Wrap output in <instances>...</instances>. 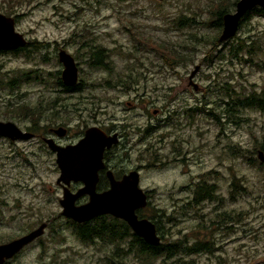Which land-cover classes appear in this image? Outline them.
Segmentation results:
<instances>
[{
	"label": "rangeland",
	"instance_id": "1",
	"mask_svg": "<svg viewBox=\"0 0 264 264\" xmlns=\"http://www.w3.org/2000/svg\"><path fill=\"white\" fill-rule=\"evenodd\" d=\"M217 1L0 0V14L14 19L15 30L31 46L40 45L21 54H0V80L29 76L14 90L0 89V121L29 133L37 124L40 135L49 128L69 127L72 139L95 123L123 130L127 138L113 161L125 170L141 168L139 186L151 192L144 214L159 217L154 221L159 220L168 242L186 238L189 244L197 239L213 245L214 252L185 261L264 264V166L256 157L260 149L253 146L254 138L264 142V112L244 110L237 124L225 113L226 89L240 95L264 90V18L250 16L232 39L217 41L210 51L216 31L203 24L212 19L210 11ZM182 16L197 24L179 28L176 21ZM88 31L94 45L107 51L112 71L86 63L87 50L79 37L88 38ZM150 40L176 49L190 61L173 69L166 66L144 48L150 47ZM241 40L258 46L253 63L246 53L242 61L230 55ZM62 49L78 66L79 91L66 93L54 82L62 71L57 58ZM118 75L135 81L125 88L115 83ZM23 104L39 108L37 123L2 116L9 105ZM214 114L220 118L214 119ZM149 124L148 136L138 130ZM58 177L54 155L38 140L0 138V244L47 225L44 234L9 264H107L114 246L99 240L82 243L61 216ZM235 179L244 191L230 200ZM198 182L214 185L216 199L186 206ZM222 210H236L239 222L213 233L200 228L202 220ZM120 245L124 250L126 244ZM172 261L160 257L153 264ZM127 262L143 264L135 255Z\"/></svg>",
	"mask_w": 264,
	"mask_h": 264
},
{
	"label": "water",
	"instance_id": "2",
	"mask_svg": "<svg viewBox=\"0 0 264 264\" xmlns=\"http://www.w3.org/2000/svg\"><path fill=\"white\" fill-rule=\"evenodd\" d=\"M162 2L164 0H156ZM260 8L264 12V0H238L235 10L226 13L222 17V29L218 37V43H225L232 39L238 30L241 19L254 8ZM28 45L24 36L15 30V21L11 17L0 14V51H14ZM58 62L62 65L60 80L65 87H74L78 82V67L74 58L65 50L57 54ZM192 72L190 80L194 73ZM197 89L196 85H193ZM58 137L65 135L62 127L54 130ZM0 138L9 141H28L33 134L22 131L13 122L0 121ZM49 149L56 154V165L59 177L56 184L62 188V198L59 200L61 216L74 223H86L99 216H111L125 222L132 232L145 243L152 247L160 245L155 225L147 219H138L136 211L147 205V195L139 186L140 174L131 171L123 176L120 181L114 180L111 173H107L110 179V187L101 193L96 192L98 171L103 169V152L116 143V135L106 136L97 128H89L82 139L73 146H57L52 139L44 140ZM257 160L264 166V152L259 150ZM71 182H81L83 187L76 192H71L68 187ZM88 196V201L76 205L82 196ZM46 223H42L31 232L0 245V264L12 259L22 249L40 238L46 229Z\"/></svg>",
	"mask_w": 264,
	"mask_h": 264
},
{
	"label": "trees",
	"instance_id": "3",
	"mask_svg": "<svg viewBox=\"0 0 264 264\" xmlns=\"http://www.w3.org/2000/svg\"><path fill=\"white\" fill-rule=\"evenodd\" d=\"M237 1L238 0H218L214 7V11H210L212 19H210L208 24H203L211 29H215L216 31V33L210 38V51L217 46V38L219 37L221 32L223 15L226 13L234 12L235 4ZM253 15L264 18L263 10L256 7L251 12L244 15L239 23V27L244 21H246V19ZM176 23L178 24L179 28H181L183 24H185L187 27L197 24L194 18H184L183 16L178 19ZM133 33L134 32L130 31V35L134 39L135 35ZM85 34L87 35L86 37L89 36L88 38L90 39L84 38L83 35L79 38L82 39L80 45L87 50L86 52L88 56L86 63H88L92 68L112 71L113 66L107 51L100 46L94 45V39L92 38V35L89 33V31ZM147 44L150 47H146L143 45L144 48L152 51L166 66L172 69L179 65H185L190 61L187 56L178 53L174 48L164 46L163 44L154 42L153 40H150V42ZM32 46L35 47L40 45L32 44ZM257 48L258 46L254 43H251L250 46H246L245 41L241 40L238 42V44L232 46L229 52L232 57L239 58L241 61L243 60L242 58H240L241 54L246 53L249 56V62L253 63V58L257 56ZM25 51H27V48L20 49L14 52V54L23 53ZM59 76L60 73L57 72L55 74L54 82L58 87L61 88L64 87V85L62 84ZM19 77L20 78L14 77L8 80L7 83L3 82V80H0V89H3V87H9L10 90H14L18 87L20 81H24V79L28 81L29 79V76L27 74ZM37 78L38 76H36L35 80ZM114 81L116 84H120L126 88L130 85L129 83L132 84L135 79L125 80L123 76L118 75V77ZM111 83L112 82L108 80L106 85H110ZM81 87L82 83H78L74 87H65V92L72 93L74 91H79ZM225 93L226 97H228V101L225 104L227 108L225 110V113H228L230 115L234 124H237L240 121V114L244 112V110L255 109L264 112V90L260 92L255 91L248 95H240L233 90L229 91L226 89ZM10 107L11 109H8V112L3 113L2 116L9 118H17L20 116L23 119H30L34 123H37V121H39L40 119L38 118V113L41 114L39 108H31L24 104L16 106L9 105L7 108ZM35 127H37V124H33V128L31 130L32 133L36 132L37 129ZM253 146L256 149H260L264 152V142H258L257 139L254 138ZM260 165L263 167L262 164ZM160 166H164V163H160ZM201 183L203 184L198 186L196 185V189L194 190V201L191 203H187L186 206H195L198 205L196 203H202L204 201H214L216 199V196L214 195L215 186L213 185V187L212 185L205 182ZM230 188L232 189L229 194L230 200H234L237 194H240L244 191V188L240 186L238 180L236 179L231 183ZM145 211L146 210H144V212ZM240 215L241 214L236 213V210H222L221 212L216 211L213 212L210 217H204L205 219L202 220V225H200V228L202 230L209 229V231H211L212 233L219 230H227V225L229 226L234 222H239L238 218ZM59 217L61 216L59 215ZM144 217L152 220V222L156 226V231L161 234V236L164 235L161 229V225L159 224V220H157V222L154 221V219H159L158 216L155 217L154 215H144ZM66 221L68 222L70 227L74 229L78 239L82 243H93L94 241L99 240L103 237H106V240L109 243L117 240L124 241V239L128 240L129 238L133 240L132 245H130V247L128 248V252L118 249V247L114 248L113 251H109L107 264H129L127 262V257L129 255H135L139 260H142L143 264H153L156 259L160 257H163L165 262L174 260V262L172 261L170 264H195L193 260L185 261L184 259L190 258L195 254L214 252L211 242L207 240L196 239L192 244H189L186 238H184V240H174L171 242H166L165 240V243L160 244L157 247H151L144 243L143 240L138 238L137 236L133 237L131 235L130 228L123 221L111 216H103L101 218H97L90 224L87 223L79 225L69 219H66ZM229 228L232 227L230 226Z\"/></svg>",
	"mask_w": 264,
	"mask_h": 264
},
{
	"label": "flooded vegetation",
	"instance_id": "4",
	"mask_svg": "<svg viewBox=\"0 0 264 264\" xmlns=\"http://www.w3.org/2000/svg\"><path fill=\"white\" fill-rule=\"evenodd\" d=\"M30 43H28V45L26 46V47H24V48H27L28 49V47H30ZM24 48H20V49H24ZM20 49H17V50H14V51H0V52H2V53H0V54H3L4 52L6 53V52H9V53H12V54H14V52H16V51H18V50H20ZM19 54H21V53H19ZM78 67V66H77ZM78 73H79V70H78ZM63 88V91L65 92V86L64 87H62ZM139 101H141V100H139ZM157 110H155L154 111V115H156L157 114ZM225 114V113H224ZM226 117H228V113H226ZM215 118H217V119H219L220 118V116L219 115H215L214 114V119ZM221 118H222V116H221ZM59 127H62L63 129H65V135L63 136V137H58L56 134H54V130H56L57 128H59ZM89 128H97V129H99V130H101L106 136H108V137H112V136H114V135H116V143H114V144H112L109 148H105V150H104V152H103V165H104V167H103V169H101V170H99L98 171V182H97V184H96V192L97 193H101V192H103V191H106V190H108L109 189V187H110V179H109V177L107 176V173L109 172V173H111V175L113 176V178H114V180H116V181H120L122 178H123V176H125V175H127L129 172H131V171H137V172H139V174L141 173V168H139V167H136L135 169H132V170H125V169H123V168H119L120 166L115 162V161H113V159L116 157L115 156V151L118 149V148H121V147H123L124 145L122 144V141L123 140H125V138H127L126 137V134L127 133H125L123 130H114L113 128H111V129H107L106 128V125H104V124H100V123H95V124H93L92 126H89V127H85L84 129H82L81 130V133H80V136L79 137H77V138H75V139H72L69 135H70V128L69 127H64V126H57V127H54V128H49L48 130H47V133H46V135H40V134H36L37 132H35V133H32L33 134V138L32 139H36V140H38L44 147H45V149H47L48 151H49V153H51V154H53L54 155V157H55V164H56V154L54 153V152H52L50 149H49V147L47 146V144L45 143V139H52L53 140V142L57 145V146H60V147H66V146H73V145H75V144H77L78 143V141L80 140V139H82L83 138V136H84V134H85V131L87 130V129H89ZM152 129V125L151 124H149L148 126H146L145 128H138V130L140 131H142L143 133H145L147 136H148V134H149V132H150V130ZM10 142H12V141H10ZM115 160V159H114ZM56 167H57V165H56ZM58 169V168H57ZM201 184H203V183H201V182H198V183H196V185L198 186V185H201ZM58 185V184H57ZM139 185H140V183H139ZM211 185V184H210ZM58 186H60V185H58ZM213 186V185H212ZM61 187V186H60ZM83 187V184L81 183V182H71L70 183V186L68 187V189L71 191V192H76L77 190H79L80 188H82ZM214 187V186H213ZM62 189V188H61ZM195 189H196V186H195ZM214 190H215V187H214ZM145 193H146V195H147V205L144 207V208H142V209H139V210H137L136 211V215H137V217H138V219H147V218H145L144 217V210H148L149 208V199H150V194H151V192L150 191H144ZM88 201V196H86V195H84V196H82L80 199H78L77 200V202H76V205H81V204H84V203H86ZM194 201V198L192 197V199H190L189 201H187L188 203L190 202H193ZM204 202H206V201H204ZM204 202H202V203H204ZM196 204H200V203H196ZM148 208V209H147ZM105 216V215H104ZM106 216H108V215H106ZM101 217H103V216H99V217H97V218H101ZM97 218H94L93 220H91V221H88V222H86V223H81V224H87V223H92L95 219H97ZM114 218V217H113ZM147 220H149V221H151L152 222V220H150V219H147ZM122 221V220H121ZM125 223V222H124ZM153 223V222H152ZM76 224H78V223H76ZM126 224V223H125ZM154 224V223H153ZM80 225V224H79ZM127 225V224H126ZM155 225V224H154ZM128 226V225H127ZM129 227V226H128ZM156 227V226H155ZM131 230V229H130ZM164 234V233H163ZM131 235L133 236V237H135L136 235L132 232V230H131ZM157 235H158V237H159V239H160V244H163V243H165V240L167 239L164 235L163 236H161V234H159L158 232H157ZM164 237V238H163ZM139 238V237H138ZM141 239V238H140ZM37 240V239H36ZM35 240V241H36ZM34 241V242H35ZM99 241L101 242V241H104L105 243H107V244H110V245H113L114 246V248H116V247H118V249H121V245H120V243L121 242H123L124 244H126V246H125V252H128V248L130 247V245H132V241L133 240H131V238H129L128 240H125L124 239V241L122 240H117V241H114V242H112V243H109L107 240H106V237H103V238H101V239H99ZM144 242V241H143ZM166 242H168V241H166ZM33 243V242H32ZM31 243V244H32ZM145 243V242H144ZM4 244V243H3ZM147 244V243H146ZM1 245V244H0ZM30 245V244H29ZM28 245V246H29ZM148 245V244H147ZM150 246V245H149ZM27 247V246H26ZM25 247V248H26ZM152 247V246H151ZM24 248V249H25ZM24 249H22L18 254H20ZM123 250V249H122ZM123 250V251H124ZM17 254V255H18ZM17 255H15L12 259H10V260H8V261H6L4 264H9V262L11 261V260H13Z\"/></svg>",
	"mask_w": 264,
	"mask_h": 264
}]
</instances>
